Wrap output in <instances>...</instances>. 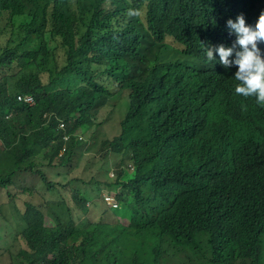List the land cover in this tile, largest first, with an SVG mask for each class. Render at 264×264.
<instances>
[{
	"label": "clouds",
	"instance_id": "obj_1",
	"mask_svg": "<svg viewBox=\"0 0 264 264\" xmlns=\"http://www.w3.org/2000/svg\"><path fill=\"white\" fill-rule=\"evenodd\" d=\"M114 2L125 4L128 23H138L143 32L141 39L132 38L115 50L126 75L134 81L125 80V84L138 88L142 96L131 107L128 90L121 88L118 93L104 97L94 111L96 126L89 129L68 131L67 124L59 120L62 147L57 156H64L75 137L85 145L81 151L84 157H95L94 163L86 166L84 161L78 164L80 159L74 158L69 165L61 167L39 156L32 160L33 168L17 170L8 187L0 185V220L3 221L0 232L9 223L2 212L6 206L1 200L3 193L19 214L17 238L24 242L18 235L30 229L31 216L38 214L47 228L56 226L69 217L66 203L74 207L72 196L78 191L88 199V213L81 221L92 224L125 221L116 192L105 188L96 194L95 185L114 183L120 172L113 164L116 158L106 157L102 146L95 145L94 140L103 136L109 139L111 132L118 137L126 118L146 125L156 138L164 121L166 129L172 124L175 128L180 126V132L184 122L178 118L187 106L185 120L197 123L202 139L231 157V161L209 170L206 189L219 198L209 200L205 206L217 218L221 213L230 230L236 227L246 230L242 241L253 250L257 243L248 226L257 219L244 211V201L252 190L255 193L256 183L261 182L264 187V0H0V55L6 46L16 48L40 38L39 50L52 49L47 37L58 35L69 43L68 54L62 49L60 55L71 63L84 65L74 62L72 57L89 48L96 37L107 34L104 27L114 22ZM174 2L177 4L173 5ZM147 19L168 22L172 30L157 40L145 26ZM5 71L16 75L20 68L11 65ZM17 100L28 108L37 105L32 94H18ZM14 116L11 111L6 120ZM51 116L45 114V118ZM87 131L94 135L92 142ZM3 143L0 138V155L5 150ZM128 158L134 159V153ZM81 167L84 172L76 177ZM5 170L6 166L0 164V175ZM122 170L125 179L133 180L134 162ZM88 171L87 178L95 172L96 177L86 181ZM19 172L39 176L48 192L57 193L59 201L40 202L36 189H18L14 178ZM55 177L68 181L67 185L56 186L51 180ZM45 179L53 184V189H49ZM94 195H101L102 203L93 201ZM217 203H222V207ZM60 205L65 207L61 218ZM261 247L264 251V241ZM187 263L184 256L172 261V264ZM256 264H264V256Z\"/></svg>",
	"mask_w": 264,
	"mask_h": 264
},
{
	"label": "trees",
	"instance_id": "obj_2",
	"mask_svg": "<svg viewBox=\"0 0 264 264\" xmlns=\"http://www.w3.org/2000/svg\"><path fill=\"white\" fill-rule=\"evenodd\" d=\"M112 8L114 22L104 27L107 34L96 37L89 48L72 57L74 62L84 65L71 63L60 55L62 49L68 54L69 43L58 35L47 37L53 50L48 47L39 50L41 38L3 49L0 138L5 150L0 155V164L6 170L0 175L1 186L8 187L17 170L33 168L32 160L39 156L61 167L74 158L80 159L78 164L84 161L91 166L95 157L85 158L81 152L85 145L75 137L64 156H57L62 147L59 120L67 124L68 131L89 129L96 126L94 111L104 97L118 93L121 88L128 90L131 107L142 96L138 88L125 84V80L134 81L126 75L115 51L132 38L141 39L142 29L138 23H128L124 3L114 2ZM145 26L157 40L172 30L168 22L150 19ZM11 65H18V74L6 73L5 67ZM18 94H32L36 107L19 103ZM11 111L15 116L7 121L6 115ZM186 111L184 106L178 118L184 122L180 132V126L175 128L172 124L166 129L164 121L156 138L146 125L126 118L118 137L110 133L109 139L103 136L94 140L95 145L102 146L106 157L116 158L113 164L120 172L114 183L95 185L96 194L105 188L116 192L125 221L97 224L81 221L88 213V199L78 191L72 196L74 207L66 203L69 217L56 226L47 228L38 214L31 216L30 229L18 235L24 238L25 248L19 251L13 264H172L182 256L188 260L187 264H256L264 256L263 184L256 183L255 193L252 190L244 201V211L257 219L248 226L257 243L252 250L242 241L246 230L239 227L230 230L221 213L217 218L205 206L209 200L219 198L206 189L209 170L231 161V157L202 139L197 123L185 120ZM45 114L52 116L45 118ZM87 133L92 142L94 135ZM131 153L134 159L128 158ZM131 162L136 169L133 180L125 179L122 170ZM80 179L77 181L81 182ZM44 182L49 189L54 188L47 179ZM217 206L221 208L222 203Z\"/></svg>",
	"mask_w": 264,
	"mask_h": 264
},
{
	"label": "rangeland",
	"instance_id": "obj_3",
	"mask_svg": "<svg viewBox=\"0 0 264 264\" xmlns=\"http://www.w3.org/2000/svg\"><path fill=\"white\" fill-rule=\"evenodd\" d=\"M83 172H84V167H81L77 170L75 176L76 177L81 176ZM92 177L93 178L96 177V172L93 174ZM92 177L87 178V175H86L85 180L89 181ZM51 180L54 182L56 186H59V184L67 185L68 183V181H63L62 179L56 178V177L52 178ZM14 183L16 184L18 189L19 187L21 188L31 187V188L36 189L37 197L39 198L40 202L45 199H49L50 201H59V197L57 193L48 192L47 188L44 187L43 183L41 182V179L39 176H36V175L32 176L29 173L21 175L19 172L17 173V176L14 178ZM56 189L58 191L60 190V188H56ZM70 195L71 193H69L67 196L69 200H70ZM101 195L99 197L94 195L92 200L102 203ZM1 200L4 203H6V206L2 208V212L4 216L7 218L9 223H7L4 226L2 232H0V264H13V259L16 260V257L19 251L25 248V242L23 240H18L17 238V234L20 232L19 214L15 211V209L11 205L8 204L9 199L6 197L5 193L2 194ZM89 207H90V204H89ZM59 208H60L59 215L61 218L65 207L60 205ZM90 210L93 211V208H91ZM115 220L117 221L116 218ZM2 226H3V221L0 220V229ZM5 251H7L6 255L3 254V252Z\"/></svg>",
	"mask_w": 264,
	"mask_h": 264
}]
</instances>
